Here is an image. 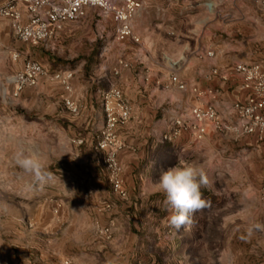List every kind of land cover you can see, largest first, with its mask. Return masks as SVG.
Masks as SVG:
<instances>
[{
	"label": "rangeland",
	"instance_id": "1",
	"mask_svg": "<svg viewBox=\"0 0 264 264\" xmlns=\"http://www.w3.org/2000/svg\"><path fill=\"white\" fill-rule=\"evenodd\" d=\"M8 40L7 43L4 42L6 45L0 46V242L4 243V246L20 243L23 247L21 254L27 256L30 253L28 245L39 242L35 238V230L37 226L42 225L45 230V243L46 239L58 238L57 231L67 230L74 232L75 238H78L74 253H88L92 250L90 247L103 250L107 248L115 256L128 241L126 226L132 221L140 225L136 217L132 216L133 220L129 221L116 201V211L110 214V218L114 221L118 219V226H114L118 231L114 230L112 240L97 238L92 230L96 224L102 225L100 221H94L98 218L97 211L102 213L104 204H113L112 201H107L112 192L107 172L102 165L101 156L93 149L103 125L102 120H90L85 111L86 91L90 90L93 84L99 88L93 92L97 101L99 91L107 86L116 85L120 88L124 80L128 83L130 90L128 88L122 91L124 94L128 91L131 96L132 115L118 132L126 146L123 151H130V147H142L143 139L149 136L157 140V145L163 146L150 164L145 166L142 185L137 194L145 193L146 196H141V199L145 200L141 201L139 207L146 208L145 197H148V194L161 193L157 188L161 171L182 160L204 168L208 184L202 188L211 195V200L204 198L207 202L205 209L229 211L241 208L252 212L255 209L264 210V199L259 196L264 184V169H247L245 155L236 153L234 141L231 140L232 137L239 140L243 136H237L228 130L215 131L204 141L201 150H193L180 143H161L163 133L156 127V122L151 118L147 122L141 120L143 107H146V104H154L152 98L146 99L140 94L147 86L148 77L138 81L140 76H135V84L130 82L128 77L132 73L142 75L146 71L144 67L148 54L142 40L139 45L130 41L118 42L111 17H105L98 10H91L85 17L65 23L48 47L34 46L38 48L43 59L40 62L44 64L47 74L37 85L31 87L38 88L27 98H22L21 95L28 88L18 98H14L11 85L6 82L7 77L20 70L19 59L14 60L13 54H19L18 50L22 45L16 37ZM96 52L98 57L94 59ZM32 59L37 60L34 57ZM26 60H31L29 55L23 58V61ZM90 60H96V64L92 65L96 68L94 81L81 73L83 62ZM107 65L115 66L113 72L106 68L101 69ZM67 70L74 73L71 94L65 92L59 80L52 78L56 73ZM95 87H92V90ZM68 95L79 104L81 110L78 115H72L66 110L64 98ZM129 95L127 94V97ZM141 100L148 101L146 104H140ZM81 139V145L74 142ZM22 154L38 160L45 170L51 173V178L43 184L36 183L33 177L17 164ZM235 158L239 159L240 163L235 167L226 168L224 160ZM97 178L100 182L95 181ZM97 183L105 189L103 197L97 189ZM86 194H91V197L86 198ZM128 199L130 201V198ZM96 205L97 209L94 208ZM157 205L161 206V210L164 209L163 203L158 202ZM72 210H75L74 215ZM166 212V216L159 222L149 214L143 216L144 225H158L161 228L156 233H146L148 238L144 239L148 244L140 243L134 257L147 259L151 256L153 264H189L188 253L191 252L195 264H208L218 256H225L227 234L216 226L221 218L212 217L213 227L205 233L188 231L186 227L176 231L168 221L171 213L168 210ZM120 215L122 216L119 218ZM70 233H65L64 237L68 235V238H71ZM87 242H90V245H84ZM156 244H160L158 253L162 255L157 261L153 258ZM0 264L11 263L5 255Z\"/></svg>",
	"mask_w": 264,
	"mask_h": 264
},
{
	"label": "crops",
	"instance_id": "2",
	"mask_svg": "<svg viewBox=\"0 0 264 264\" xmlns=\"http://www.w3.org/2000/svg\"><path fill=\"white\" fill-rule=\"evenodd\" d=\"M4 1L0 0V3ZM137 1L142 3V8L134 21L137 24L134 25L135 32L144 42L148 55L144 67L146 71L142 75L132 73L128 78L130 82L135 84L136 77L140 76L138 81H143L144 78L148 77L147 86L140 91V94L146 99L152 98L154 100L153 106L146 104L148 100L140 101V104H146V107H143L141 120L147 122L149 118L153 119L156 122V127H159L158 129L162 133H166L174 118L187 113L195 106L213 104L218 109L222 120L230 124L233 120L232 105L235 102H244L248 97V92L242 88V77L235 71L236 65H264V0ZM13 38L15 36L11 30L10 22L2 21L0 23V46L5 44L4 42L7 43L8 39ZM20 43L22 44L18 50L20 54L18 68L20 70L25 62L23 58L28 55L31 60H34L32 59L34 57L37 59L34 61L44 66L40 62L43 59L40 57L37 47ZM210 51L214 52V57L207 55ZM85 64L83 62L81 66L82 76L94 81L96 68H92L89 74H86ZM102 67L101 69L106 68L112 72L115 69L114 65ZM214 70H218L220 75H213ZM172 76H178L180 81L185 82L188 90L181 91L176 85H173L171 83ZM121 84V90L124 91V89L129 88L126 80ZM109 86L99 91L96 101L93 92L99 88L93 84L92 87L95 89L92 90V87L90 90L87 89L84 98L85 111H87L90 120L94 122L102 120L103 125L104 114L101 106V94ZM10 87L13 91V87ZM37 88L26 89L21 97L27 98ZM191 88H197L198 91L203 92L210 91L212 94L199 98L190 91ZM127 94L129 95L128 91ZM127 94L125 96L131 102V96L127 97ZM214 132L215 130L209 127L204 141L210 138ZM231 140L234 141L233 147L236 149V153L245 155L244 160L247 161L245 164L247 169L258 171L264 169V141H259L256 136H243L239 140L232 137ZM204 141L196 142L191 136L184 135L176 143L193 150H201ZM156 143L157 140L149 136V138L143 139L142 147H130V151L126 149L119 154V162L123 169V177L129 191L130 201L128 199L126 200L127 203L121 202L111 192V197L107 201H112L114 208L105 213L97 211L98 218L94 220L100 221L102 225L111 224L113 233L114 230L118 231V228L114 229V226H118V219H115L117 221L115 224V221L110 218V214L116 211V201L122 210V214L131 221L133 217L128 209L131 205L134 206L135 210L139 209L136 201L145 200L141 199V196H146V194L139 195L137 191L139 192L142 185L145 166L147 167L163 148ZM224 161L226 168L235 167L240 163L237 158L225 159ZM95 181L100 182L99 178ZM97 189L100 190L103 197V194L106 193L104 187L97 183ZM153 194H148V197ZM96 207L97 205L94 206L95 209H97ZM74 211L72 210V215H74ZM212 217L221 218L216 226L227 234V253L223 257L214 258L213 262H209L210 264H264V210L255 209L252 212V210L241 208L229 211L204 209L193 214L192 219L195 220L186 228L188 231L205 233L213 227L211 225ZM153 227L157 228L153 229ZM160 228L161 226L158 227V225L140 226L132 221L125 228V232L127 231L129 235L128 241H126L121 252L114 256L107 248L103 250L90 247L92 250H89L88 253H74L78 238H75L74 232L70 233L67 230L57 231L58 238L46 239L45 243L43 237L45 230L42 225H39L35 230L37 233L35 238L39 242L28 245V252L30 253L25 257L21 254L20 250L23 247L20 246V243L15 242L9 246H4V243L0 242V262L6 255L11 264H153L151 256H148L147 259H139L134 257V253H136L140 243L148 242L145 240L148 238L146 233H156ZM92 230L98 238L94 226ZM65 233H70L71 238H68V235L64 237ZM84 245H90V242ZM159 245H154L155 254L153 258L155 261L162 258V255L158 253ZM84 250H86V246ZM188 257V263L195 264L191 252L188 253Z\"/></svg>",
	"mask_w": 264,
	"mask_h": 264
},
{
	"label": "built area",
	"instance_id": "3",
	"mask_svg": "<svg viewBox=\"0 0 264 264\" xmlns=\"http://www.w3.org/2000/svg\"><path fill=\"white\" fill-rule=\"evenodd\" d=\"M141 8L142 3L137 0H5L0 3V23L9 21L14 36L22 43L48 47L65 23L85 17L91 10H98L105 17L112 18L118 42L130 41L139 45L141 38L135 32L134 21ZM207 55L215 56L212 51ZM13 59L18 60L19 54H13ZM120 64L122 65L121 62ZM235 71L241 75L242 88L248 92V97L244 102H235L232 105L233 120L230 124H225L215 105L195 106L172 120L170 129L162 134L160 142L176 143L184 135L191 136L196 142H202L209 127L220 132L228 130L237 136H256L259 141H264V65L238 64ZM46 74L47 70L42 64L26 60L22 69L7 77L6 82L13 87V97L18 98L26 88L37 85ZM73 75V71L67 70L56 73L52 78L59 80L65 92L71 94ZM213 75H220V72L214 70ZM171 83L181 91L188 90L187 84L180 81L178 76H172ZM190 91L199 98L212 94L210 91H198L197 88H191ZM64 106L72 115H78L81 110L71 95L64 98ZM101 106L104 125L93 149L101 156L113 196L126 201L129 191L119 162V154L126 146L118 132L130 120L132 104L118 86L110 85L101 94ZM74 142L81 145L83 140ZM260 194L264 199V184ZM85 197L89 198L91 194H86ZM113 207V204L106 203L101 211L109 212ZM95 232L102 240L110 241L113 238L111 224H96Z\"/></svg>",
	"mask_w": 264,
	"mask_h": 264
},
{
	"label": "clouds",
	"instance_id": "4",
	"mask_svg": "<svg viewBox=\"0 0 264 264\" xmlns=\"http://www.w3.org/2000/svg\"><path fill=\"white\" fill-rule=\"evenodd\" d=\"M17 164L31 175L36 183L43 184L51 178V173L31 156L22 154ZM207 184L204 168L193 163L181 160L161 171L157 188L165 197L164 207L171 213L168 221L176 231L190 226L193 223V214L207 207L201 191Z\"/></svg>",
	"mask_w": 264,
	"mask_h": 264
},
{
	"label": "trees",
	"instance_id": "5",
	"mask_svg": "<svg viewBox=\"0 0 264 264\" xmlns=\"http://www.w3.org/2000/svg\"><path fill=\"white\" fill-rule=\"evenodd\" d=\"M98 55V52L95 53V57L94 59H97V56ZM96 64V60H90V62H86L85 66H84V70H85V73L89 74V72L92 70V65ZM53 169V168H51ZM202 193H203V197L204 198H207L208 200H211V195L208 191L204 190L203 188L201 189ZM214 197V196H212ZM165 197L163 194L161 193H156V194H153L151 196H149L146 200H147V204H146V208H141L139 207V205H141V201H137L139 203L138 204V208L137 210L134 209V206L131 205V207L128 209L133 217H136L138 219V221H140V226H145L143 223H142V218L143 216H145V214H149L151 217H154L156 219V222H159L160 220H162L165 216H166V208L164 207L163 210H161V206L160 205H157L158 202L160 203H163ZM214 199V198H213ZM146 224V222H145ZM141 235V233H140Z\"/></svg>",
	"mask_w": 264,
	"mask_h": 264
}]
</instances>
